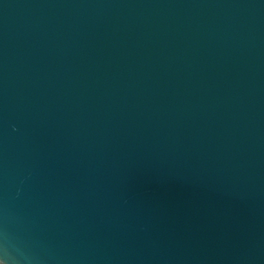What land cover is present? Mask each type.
I'll use <instances>...</instances> for the list:
<instances>
[{"label":"water","instance_id":"obj_1","mask_svg":"<svg viewBox=\"0 0 264 264\" xmlns=\"http://www.w3.org/2000/svg\"><path fill=\"white\" fill-rule=\"evenodd\" d=\"M0 264H264V0H0Z\"/></svg>","mask_w":264,"mask_h":264}]
</instances>
